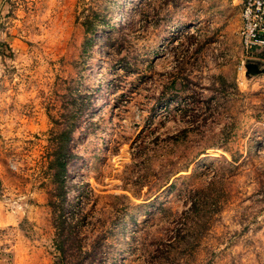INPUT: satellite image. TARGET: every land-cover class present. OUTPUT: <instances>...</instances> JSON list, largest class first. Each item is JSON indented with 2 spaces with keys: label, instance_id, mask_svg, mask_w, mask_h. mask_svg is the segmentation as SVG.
Here are the masks:
<instances>
[{
  "label": "rangeland",
  "instance_id": "1",
  "mask_svg": "<svg viewBox=\"0 0 264 264\" xmlns=\"http://www.w3.org/2000/svg\"><path fill=\"white\" fill-rule=\"evenodd\" d=\"M239 30L238 0H0V264H55L59 220L77 264H264Z\"/></svg>",
  "mask_w": 264,
  "mask_h": 264
},
{
  "label": "built area",
  "instance_id": "2",
  "mask_svg": "<svg viewBox=\"0 0 264 264\" xmlns=\"http://www.w3.org/2000/svg\"><path fill=\"white\" fill-rule=\"evenodd\" d=\"M238 3L243 66L249 60L264 58V0H238Z\"/></svg>",
  "mask_w": 264,
  "mask_h": 264
},
{
  "label": "trees",
  "instance_id": "3",
  "mask_svg": "<svg viewBox=\"0 0 264 264\" xmlns=\"http://www.w3.org/2000/svg\"><path fill=\"white\" fill-rule=\"evenodd\" d=\"M58 224L60 227H56V239L54 240V247L58 253L55 264H77L80 255L88 253L87 251H82L81 243H84V241L82 242L83 238L79 239L78 236H72V233L74 232L72 230L73 226L71 222L67 227L61 226V220H59ZM65 241H67L66 245ZM90 245L91 244H89L88 247Z\"/></svg>",
  "mask_w": 264,
  "mask_h": 264
},
{
  "label": "water",
  "instance_id": "4",
  "mask_svg": "<svg viewBox=\"0 0 264 264\" xmlns=\"http://www.w3.org/2000/svg\"><path fill=\"white\" fill-rule=\"evenodd\" d=\"M250 61V60H249ZM249 61H247L246 63H244L245 66H248L249 64H247Z\"/></svg>",
  "mask_w": 264,
  "mask_h": 264
}]
</instances>
